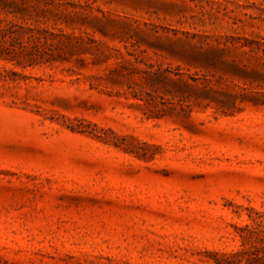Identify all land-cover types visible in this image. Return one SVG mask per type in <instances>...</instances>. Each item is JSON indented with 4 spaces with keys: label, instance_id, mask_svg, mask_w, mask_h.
I'll list each match as a JSON object with an SVG mask.
<instances>
[{
    "label": "rangeland",
    "instance_id": "1",
    "mask_svg": "<svg viewBox=\"0 0 264 264\" xmlns=\"http://www.w3.org/2000/svg\"><path fill=\"white\" fill-rule=\"evenodd\" d=\"M0 19V264H264V0Z\"/></svg>",
    "mask_w": 264,
    "mask_h": 264
},
{
    "label": "trees",
    "instance_id": "2",
    "mask_svg": "<svg viewBox=\"0 0 264 264\" xmlns=\"http://www.w3.org/2000/svg\"><path fill=\"white\" fill-rule=\"evenodd\" d=\"M17 25L13 24V22H9L8 20L0 19V59L6 61H12L15 56L19 55V51L15 48L17 44L16 34L18 31H15ZM20 30L28 29L30 32H37L38 35H42L43 33H49L46 31H35L34 29L19 27ZM39 36V37H40ZM10 40L8 43L7 40ZM8 43V45H6ZM250 233L251 230L247 229ZM262 243H264V238L260 239Z\"/></svg>",
    "mask_w": 264,
    "mask_h": 264
}]
</instances>
